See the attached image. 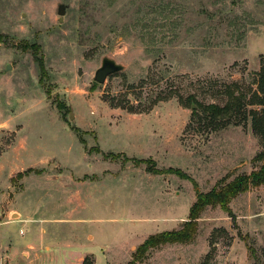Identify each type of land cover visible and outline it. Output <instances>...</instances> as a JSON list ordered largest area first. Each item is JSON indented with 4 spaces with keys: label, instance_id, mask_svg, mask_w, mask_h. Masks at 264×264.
Listing matches in <instances>:
<instances>
[{
    "label": "rangeland",
    "instance_id": "obj_1",
    "mask_svg": "<svg viewBox=\"0 0 264 264\" xmlns=\"http://www.w3.org/2000/svg\"><path fill=\"white\" fill-rule=\"evenodd\" d=\"M261 61L264 0H0V264H128L183 227L193 183L257 170L251 118L216 131L203 106L249 97ZM230 209L139 264H264V186Z\"/></svg>",
    "mask_w": 264,
    "mask_h": 264
},
{
    "label": "trees",
    "instance_id": "obj_2",
    "mask_svg": "<svg viewBox=\"0 0 264 264\" xmlns=\"http://www.w3.org/2000/svg\"><path fill=\"white\" fill-rule=\"evenodd\" d=\"M257 89L248 97L242 93L231 91L230 88L225 90L227 102L224 106L218 104H210L203 106V115L205 121L213 130L226 128L232 123L239 125L242 120L247 121L251 118L252 129L255 135L264 141V61H261V69L258 72V80L256 82ZM195 102V98H190ZM63 109L62 104L58 105ZM201 106V105H200ZM248 107H251L249 109ZM111 157H116L111 154ZM152 167H148L147 171L152 174L162 175L164 172L154 168L153 160H150ZM255 163H260L257 170L251 174H243L235 177L232 181L223 183L208 193H202L199 186L193 183L196 194V201L192 205L188 220L179 230L165 231L150 236L141 246L138 247L134 254V258L128 264H139L146 255L153 249L159 248L166 244L187 243L194 239L197 232V223L202 212L208 207H220L224 212L232 216L230 203L237 196L250 191L252 188L264 186V150L255 157ZM168 173H173L185 180H191L182 170L170 168ZM83 264H95L93 260L86 257Z\"/></svg>",
    "mask_w": 264,
    "mask_h": 264
},
{
    "label": "water",
    "instance_id": "obj_3",
    "mask_svg": "<svg viewBox=\"0 0 264 264\" xmlns=\"http://www.w3.org/2000/svg\"><path fill=\"white\" fill-rule=\"evenodd\" d=\"M61 13L63 14L64 11L62 10ZM121 69L122 67L117 65L113 60L105 59L101 68L96 72L95 81L99 84H104L110 75L120 71Z\"/></svg>",
    "mask_w": 264,
    "mask_h": 264
}]
</instances>
